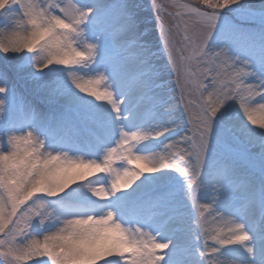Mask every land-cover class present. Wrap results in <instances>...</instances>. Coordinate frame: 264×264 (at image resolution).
Returning a JSON list of instances; mask_svg holds the SVG:
<instances>
[{
  "label": "snow or ice",
  "instance_id": "1",
  "mask_svg": "<svg viewBox=\"0 0 264 264\" xmlns=\"http://www.w3.org/2000/svg\"><path fill=\"white\" fill-rule=\"evenodd\" d=\"M197 2L203 9L172 0L170 6L176 9L173 13L168 11L167 3L151 0L149 4L147 0V8L151 14L155 13L152 29L157 48L153 51L147 30L141 31L138 19L142 4L115 0L108 6L84 7L78 0H44V3H37L36 0H0V18L11 25L0 29V52L8 55L22 50L32 51L41 41L48 40L60 52L62 59L58 64L49 63L39 68L41 72L53 65L79 66L85 61H95L99 55L100 73L84 80H74L73 86L82 95L86 93L87 97H94L95 101L106 100L116 121L126 119L120 113L124 101L115 99L108 83L109 76L124 88L127 95L146 99L151 87L150 76L155 78L157 75L153 59L162 57L175 85L177 104L187 118L185 135L166 144L163 154L150 157L136 154L135 146L147 139H156L167 130L126 132L121 128L119 139L99 161L70 158L64 153L58 156L49 154L43 158L40 168H47L55 159L71 164V167L48 173L49 179L55 177L58 183H63V188L57 190L58 195L73 185L88 181L92 172L110 176L107 187L99 185L88 189L91 196L100 201L127 191L146 174H154L162 169L174 170L184 178L187 198L194 212L193 226L198 230L197 239L203 241L199 256L204 264H223L217 259L220 248L227 245L245 246L251 237L242 224L214 213L213 204L218 199L216 193L223 192L228 196L244 192L243 211L251 210L257 203L264 204V193L258 194L249 177L240 174L231 160L222 158L209 164L207 150L213 122L226 103L234 102L248 125L257 129L254 125L260 123L258 130L264 131V79H252L255 72L251 70V63L232 52L231 45L245 50L255 49L257 41L254 36L242 32L230 22L220 23V13L240 5V0ZM89 18H93L95 30L105 34V44L99 52L97 45L85 38L83 29ZM25 25L30 30L26 36H21L20 29ZM214 36L218 40L215 46L211 44ZM258 63L264 67V45H261ZM0 79H6V74L0 72ZM5 93L6 89L0 86V94ZM33 117L32 113L31 119ZM259 142L264 144V137ZM12 143H16L15 138ZM116 157L137 167H124L123 163L114 166ZM3 159L5 178L0 181V198L7 199L8 215L3 228H0V253H6L14 264H33V261L35 264H162L161 252L169 247V242H161L140 228L129 230L122 227L110 210L99 216L72 215L62 219L63 227L54 232L41 238L31 235L29 229L34 220L43 226L52 218V213L45 210L42 202L34 207L28 206L42 194L45 172L37 173L27 192L17 198L6 175L9 157ZM206 164L213 190L212 203L208 204L200 203L197 199L200 188L198 180ZM35 168L36 162L29 168V175ZM98 188H103V191L98 192ZM52 197L56 196H49ZM89 216L95 225H103L98 235H94L97 228L88 230ZM209 223L214 227H208ZM20 242H23V246ZM181 250L182 246L178 248V251ZM244 250L253 251L246 246ZM177 264L183 262L177 261Z\"/></svg>",
  "mask_w": 264,
  "mask_h": 264
},
{
  "label": "rangeland",
  "instance_id": "2",
  "mask_svg": "<svg viewBox=\"0 0 264 264\" xmlns=\"http://www.w3.org/2000/svg\"><path fill=\"white\" fill-rule=\"evenodd\" d=\"M36 2L44 3V0H36ZM78 2L84 7H89L90 2L99 5L98 0H78ZM130 2L143 5V9L138 11L141 31L147 30V37L149 41L153 43V51H156L157 45L155 44V34L152 29V25L155 23V13L153 12L151 14V10L147 8V0H130ZM148 2L150 4L151 0H148ZM159 2L167 3L169 5L168 11L173 13L176 11V9L170 6L172 0H159ZM177 2L203 9V6L198 4L197 0H177ZM224 22H230L236 25L242 32L250 33L254 36L257 41L255 49L245 50L237 45H231L232 52L240 59L243 57V59L251 63V70L255 72V77L252 79H264V67L260 66L258 63V59L261 55V45L259 43L264 45V8H260L258 5H234L232 8L225 9L220 13V23L223 24ZM10 26L11 25L7 24L3 18H0V29H6ZM25 27H27V25H25ZM84 29L89 39H92L96 30L91 22V18H89V22L84 25ZM156 31L158 36L159 29L157 28ZM22 34L27 35V33L21 31L20 35ZM217 43L218 40L216 36H214L211 44L215 46ZM104 44L105 41L102 42V47ZM252 54L254 58L251 57ZM32 55L33 54L27 52L4 55L0 52V72L6 74V79H0V86L6 89L5 94H0V102H2L0 109H2L4 121L16 127L23 128L24 126H28L33 122L31 119V110L35 108L39 110L44 117L38 124V130L42 134L48 136L49 146L51 141H55L56 139L60 142L65 138L67 140L65 135L70 133L66 131V128L70 129L71 134H73V139H83V142L87 139L86 141H88L90 146L94 144L95 142L92 139L93 136L90 137V135H88L90 130L86 126V122L88 120L94 123L97 122V114H95L96 108L92 104L93 101H91L85 93L83 95L79 93L67 78L68 72L74 71L78 75H85L86 70L76 65L67 66L71 68H64L65 65H53L41 72L34 67ZM256 58L258 59L256 60ZM153 65L157 75L155 78H151L150 76L151 87L149 93L154 89H159L162 91V94L164 93L167 97H165L164 102H160L159 104L155 97L152 98V101L149 100V103L154 106V109H158L161 106L162 109H166L169 113L171 112L173 115V125L170 126L169 129H172L171 131H173V133L170 138L176 136L180 139V137L187 133L188 125L182 107L177 104L175 85L172 82L171 74L167 71L162 57L154 58ZM93 69L96 71L102 70L100 60H98L97 64L91 65L87 71L90 74H94L92 71ZM111 78L112 77L109 76L110 80ZM120 89H122V86H119V90ZM121 92L125 94V90ZM131 96L134 97L133 95ZM260 99L262 98H257V100ZM253 102L256 103L257 101ZM173 105H175V108H173ZM131 106L132 105H128L126 111L131 110L133 108ZM235 113L236 116L239 114L237 106H235L234 102H228L214 119L213 130L207 150V161L210 164L222 158L231 160L240 174L250 176L251 185L257 193H264V148L262 149L264 144L259 142L260 138L264 137V133L250 137L246 130L247 127L244 128V124L238 125L232 122L236 118ZM98 117L100 119L99 115ZM112 129L113 128H109L106 135L103 134V132L101 133L100 130H98V132L101 136L108 135L116 141L117 135H115V133L109 134ZM93 147L92 145V150L94 149ZM208 168L209 166L206 164L202 169L198 180L200 188L197 190L198 201L205 204L212 203L211 198L207 200H205V198L204 200L199 199L201 196L207 197L208 188H206L205 185L207 182L209 183L208 175L210 178V173L208 172L210 170ZM172 173L173 177L172 175H168L167 178H171L175 180V183L177 182L180 184L177 190L172 188H155L149 190L146 194L141 193L142 195H138L134 192V194H132L133 196L126 197V193H123L119 194L120 197L118 199L121 198L119 203L111 199L104 200L102 202L104 208L93 206V200L88 199V197L80 193L74 195L65 194L64 196L58 195L52 198L40 197L39 199L45 205L46 210L52 213V218L46 221L43 226L39 224L38 220H34L29 232L36 238H41L44 234L50 233L60 226L61 220L65 216L70 217L72 215L88 214L99 216L102 215L104 211L107 212L110 210L114 214L119 213L114 219L126 229L134 230L140 228L143 231L150 232L161 242L165 238H174V248L168 247L163 253L161 250H158L163 256L162 264H177L180 257L194 259L195 264H204V261L199 256V251L203 248V241L197 239L198 230L193 226L194 212L191 207V202L187 198V188L184 178L180 177L174 170ZM100 179L96 180L99 184H101ZM154 184L157 183L154 182ZM91 185L96 186L98 183L92 182ZM150 186H152V183H148L145 188ZM243 193L244 192H235L226 196L223 192H220L217 195L218 199L213 204V209L219 211L220 209L218 208L223 206L222 208L233 211L232 208L234 206H241L238 212L234 211V214L232 213L233 215L231 216H233L232 218L234 220L243 225L244 230H248L245 228V222L242 220L245 217V213H239L242 211L243 206L239 197H241ZM244 195L246 194L244 193ZM122 197H125V199H122ZM261 205L263 204L257 203L255 208ZM69 209H79L81 211L69 212ZM172 209H177V211L178 209L180 210L178 212V217L181 219V222L184 221L181 223L182 229H184L182 232L179 231V233H177L175 231L176 225L179 223L176 224L173 222V219H171L173 216L169 212H171ZM60 215L61 218H58ZM255 218L256 223L254 221L251 226L253 230L250 228L248 232L253 235V239L257 240V238H254L255 233L264 235V229H255V224H257V221H262L263 223L264 215L256 211ZM210 219L211 218H209V220ZM165 241L166 240H164V242ZM181 246L183 250L178 251V248ZM243 251L244 252L241 251L239 245H227L220 248L218 253L222 256L231 257V259H235L243 264L264 263V253L258 257L254 255L249 257L245 250ZM33 264H35V261H33Z\"/></svg>",
  "mask_w": 264,
  "mask_h": 264
},
{
  "label": "bare ground",
  "instance_id": "3",
  "mask_svg": "<svg viewBox=\"0 0 264 264\" xmlns=\"http://www.w3.org/2000/svg\"><path fill=\"white\" fill-rule=\"evenodd\" d=\"M99 1V5H103L102 0H98ZM93 5H98L93 4L92 2H90V6ZM21 36H26L24 34H22ZM254 58V55L252 54V56ZM258 57V56H256ZM243 59V57H242ZM258 58H256L257 60ZM82 75L83 74H79ZM264 77V76H263ZM108 83L111 85V90L114 93V97L115 99L119 100H123L124 103L121 104V109H120V113L122 117H126V119H122L120 121H116L114 118V115L111 112L110 106L107 105V101L106 100H101V101H95L94 97H89L91 101H93V105L95 106L96 110H95V114H97V122H90L89 120L86 122V126L89 128V134L90 137H92V139L94 140V144H92L94 147V149L92 150L91 146L89 145L88 141L85 140V142H83V139H73L72 136L73 134H71L70 129L66 128V131H68V133L65 135L66 138L63 139V141H59V140H55L53 142H51L50 144V148L53 151H59L61 153L67 154L69 157L71 158H81V159H85V160H89V159H95L97 161L102 159V156L104 154V152L107 150L108 148H111L115 145L116 141L119 139V130L122 128L124 131L126 132H132V131H140V132H156V131H164V134L156 139H147L146 141L141 142L140 144L136 145L134 148V152L138 155H145V156H150V157H158L159 155L163 154L165 151L164 146L170 142L176 141L179 137L173 136L172 138L167 137L169 135V133L171 132V130L169 129L170 126L173 125V115L171 114V112L169 113L168 111H166V109H162L161 106L158 109H154L152 106V104H150L149 100L152 101V98L155 97V99H157V103L159 104L160 102H164L165 101V97H167V95H165L164 93L162 94V91H160L159 89H154L151 93L148 92V98L146 99H140L138 96H134L132 97L131 95H127L122 94L121 91L124 90V88L122 87V89L119 90V86H121L120 84L114 82L111 78V80H108ZM102 90V89H101ZM86 94V93H85ZM87 95V94H86ZM164 98V99H163ZM162 100V101H160ZM254 103V102H253ZM233 104V103H231ZM230 104V105H231ZM128 105H132L131 107H133L131 110H127L126 111V107ZM161 105V104H160ZM229 105V106H230ZM235 106H237L235 104ZM231 107V106H230ZM239 110V114L235 113V119L232 121L233 123H237L238 125H242L244 124V128H246L248 134L251 136H256V135H260L263 134L260 130L258 129H254L252 128L250 125H248V123L246 122L245 118L242 115L241 110L238 108ZM98 115L100 116V119L98 117ZM28 118V117H27ZM91 119V118H89ZM105 121H103V120ZM109 128H113L109 134H113L115 133V135H117V138L115 139L116 141H114L112 138H110L108 135H106L107 130ZM98 130L101 131V133L103 132V134H105L104 136H101L98 132ZM117 132V133H116ZM172 136V135H171ZM164 141H163V140ZM115 142V143H113ZM107 146V147H104ZM102 145V146H100ZM264 148V146H262V149ZM124 164V167H137L136 164H132V165H128L126 162L121 161L119 157L114 158V166H119L120 164ZM209 169V168H208ZM173 170L171 169H162L161 171L154 173V174H146L144 176H142L130 189H128L127 191H122L119 193H116L115 195L111 196L109 199L114 200V202L117 201V203L120 202V199H118L120 197L119 194H125L126 196H133L132 194L137 193L138 195H142L141 193L146 194L149 190L151 189H157V188H172V189H176L180 186L179 183H175V180L171 179V178H167L168 175H172ZM210 173V171H208ZM100 176V177H99ZM173 177V175H172ZM250 177V176H247ZM90 178L91 180H88L86 182L79 183L76 185H73L75 187H71L68 190H66V192L60 194V195H65V194H84L86 197H88V199L93 200V206L99 207V208H104L103 205V201L97 200L96 198L92 197L90 192L88 191V188L91 187H95L92 186V182H96L98 183V185H103L105 187L108 186L109 183V177L106 178V176L104 175H100L97 172H92L90 174ZM101 178V179H100ZM166 178V179H165ZM100 179V183L96 180ZM209 175H208V181L206 183V188H208V193H207V197H204L205 200H207L208 198H212L213 196V190H212V184L209 180ZM157 183V184H154ZM148 183H152V186L150 187H146V185ZM222 193V192H221ZM219 193H216V195H218ZM59 195V196H60ZM244 193L241 195V197H239V200L241 201L242 204H244V200H245V196ZM125 197H122V199H125ZM202 196L200 197V199H204ZM112 209H116V208H112ZM257 209V210H256ZM214 210V213L217 215H222L225 218H229V219H233L231 215H233L231 212L228 213H224L222 210L218 211V210ZM239 210V209H238ZM237 210V212H238ZM180 210L177 209H172L171 213L173 217H171V219H173V222H175L177 227H176V232L179 233V231L182 232V225L181 223V219L178 217V212ZM256 211H260L259 206H257L256 208H252L249 211H240L239 213L244 212L245 213V217L242 219L243 222H245L244 226L246 229L245 230L251 237V246L253 247L254 251H253V255L258 257L260 255H262L264 253V237L261 238L259 233H255V237L257 238V240L253 239V235H251L248 231L251 228L252 229V225L255 221L256 223V218H255V212ZM177 212V213H176ZM105 213V211L103 212V214ZM262 215H264V209L261 211ZM117 215H119V213H115L114 214V218L117 217ZM63 216V215H62ZM61 218V215L60 217ZM64 218H67V216H65ZM63 218V219H64ZM211 220V219H210ZM234 220V219H233ZM236 221V220H235ZM238 222V221H236ZM239 223V222H238ZM264 223V221H263ZM262 222L260 223L259 221H257V224H255V229L259 230L260 229H264V224ZM208 227H214V225H212L211 223H209ZM166 240L165 242H169V247L170 248H174L175 244H174V238L170 239H164ZM164 240H162V242H164ZM171 240V241H170ZM259 240V241H258ZM240 246V245H239ZM247 246V245H245ZM241 251L244 252V247L240 246ZM217 259H219L220 261L223 262V264H243L241 262L236 261L235 259H231V257L228 256H222L219 253L217 254ZM264 260V259H263ZM179 261L183 262V264H195V260L194 259H187L186 257H180ZM264 264V263H261Z\"/></svg>",
  "mask_w": 264,
  "mask_h": 264
},
{
  "label": "clouds",
  "instance_id": "4",
  "mask_svg": "<svg viewBox=\"0 0 264 264\" xmlns=\"http://www.w3.org/2000/svg\"><path fill=\"white\" fill-rule=\"evenodd\" d=\"M114 2L115 0H102L103 5L105 6L111 5ZM240 3L245 5H258L260 8H264V0H240ZM92 20L93 18H91V22ZM28 30L29 29L27 27H22L20 29V31H23L25 33H27ZM83 31L85 32V29H83ZM85 34V38L88 41L97 45L99 52V50L102 49V42L105 41V34L102 31L96 30L92 39H89L86 32ZM21 52L33 54L32 58L34 61V67L37 70L41 67H46L49 63L58 64L59 60L62 59L60 52L57 49L53 48L48 40L41 41L40 44L32 51L22 50ZM98 60H100L99 55L97 56L95 61H85L84 63L79 65L81 68L86 70L85 75L83 76L78 75L74 71L68 72L67 78L70 83L73 85L74 80H84L86 78L94 77L99 74L100 71H96L95 69L92 70L94 74H90L87 71L91 65L97 64ZM64 68L71 67H67V65H65ZM31 111L34 114V117L32 119L33 122L30 125L21 128L10 125L9 123L5 122L2 115V109H0V181L5 178V174L3 172L5 164L3 158L5 156L9 157V167L8 172L6 174L7 180L10 188L15 192L17 198L27 192L28 186L31 181L36 179V174L40 171H44L45 179L42 194L38 195L36 199H33L28 205L29 207H34L37 203L41 202L39 199L40 197L58 196L57 190L63 188V183H58L55 177L49 179L48 173H51L58 168L71 167V164L66 161H61L60 159H55L48 164L47 168H40V164L43 162V158L45 156H48L49 154H52L53 156H58L59 154H61V152L51 150L49 146L48 136L42 134L38 130L39 122L44 119L42 113H40L39 110L35 108H33ZM254 127L259 129L261 127V124L256 123ZM261 132L264 133V131ZM13 138L16 139L15 144L12 143ZM13 153L14 156L12 155ZM21 161H23V164H21ZM34 162H36V168L32 171V174L29 175V168L32 167ZM107 177L111 179L110 176ZM60 179H63V177H61ZM97 191H103V188H98ZM68 211L76 212L81 210L69 209ZM7 215V199L0 198V228H3V223L7 219ZM61 227H63V225L60 223V226H58L54 231L60 229ZM102 227L103 225H95L92 222L91 216H89V231L92 228H97V232L94 233V235H98V231ZM11 231L12 230L9 229V233H11ZM20 244L21 246H23V242H20ZM246 247L253 249V247L251 246V240L247 243ZM253 251L245 252L249 255V257H252ZM0 257H4L0 258V264H14L13 261L7 258L6 253H0Z\"/></svg>",
  "mask_w": 264,
  "mask_h": 264
}]
</instances>
